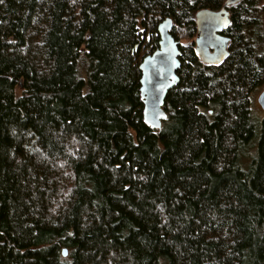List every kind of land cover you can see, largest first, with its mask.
<instances>
[{
	"label": "trees",
	"instance_id": "obj_1",
	"mask_svg": "<svg viewBox=\"0 0 264 264\" xmlns=\"http://www.w3.org/2000/svg\"><path fill=\"white\" fill-rule=\"evenodd\" d=\"M226 2L0 0V264H264V0L229 4L207 64L196 13ZM167 17L181 81L155 129L139 66Z\"/></svg>",
	"mask_w": 264,
	"mask_h": 264
},
{
	"label": "water",
	"instance_id": "obj_2",
	"mask_svg": "<svg viewBox=\"0 0 264 264\" xmlns=\"http://www.w3.org/2000/svg\"><path fill=\"white\" fill-rule=\"evenodd\" d=\"M236 1L238 0H227L219 10L202 8L197 11L196 52L204 63L218 65L228 58L231 39L222 32L231 24V14L227 7ZM173 27L171 17L159 24V47L146 55L139 66L143 117L146 124L155 129H160L167 119V96L181 81V41L173 35ZM258 103L264 110V89L258 96ZM63 255H68L66 248Z\"/></svg>",
	"mask_w": 264,
	"mask_h": 264
},
{
	"label": "rangeland",
	"instance_id": "obj_3",
	"mask_svg": "<svg viewBox=\"0 0 264 264\" xmlns=\"http://www.w3.org/2000/svg\"><path fill=\"white\" fill-rule=\"evenodd\" d=\"M184 42H186V41H184ZM262 90L263 89H261V90H259V91H257V92L254 93L253 109H254V112H256V114H257L258 119L260 120V122L263 123L264 122V110L262 109V107L258 103V96L260 95V93L262 92Z\"/></svg>",
	"mask_w": 264,
	"mask_h": 264
},
{
	"label": "flooded vegetation",
	"instance_id": "obj_4",
	"mask_svg": "<svg viewBox=\"0 0 264 264\" xmlns=\"http://www.w3.org/2000/svg\"><path fill=\"white\" fill-rule=\"evenodd\" d=\"M223 33V32H222Z\"/></svg>",
	"mask_w": 264,
	"mask_h": 264
}]
</instances>
